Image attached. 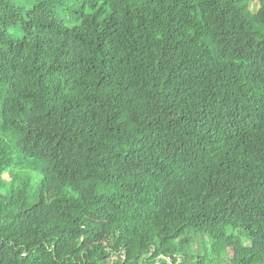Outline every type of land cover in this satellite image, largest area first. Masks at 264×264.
<instances>
[{
    "label": "trees",
    "instance_id": "obj_1",
    "mask_svg": "<svg viewBox=\"0 0 264 264\" xmlns=\"http://www.w3.org/2000/svg\"><path fill=\"white\" fill-rule=\"evenodd\" d=\"M172 255L264 264V0H0V264Z\"/></svg>",
    "mask_w": 264,
    "mask_h": 264
},
{
    "label": "built area",
    "instance_id": "obj_2",
    "mask_svg": "<svg viewBox=\"0 0 264 264\" xmlns=\"http://www.w3.org/2000/svg\"><path fill=\"white\" fill-rule=\"evenodd\" d=\"M180 258L172 255V257H161L159 260L155 262V264H179Z\"/></svg>",
    "mask_w": 264,
    "mask_h": 264
},
{
    "label": "rangeland",
    "instance_id": "obj_3",
    "mask_svg": "<svg viewBox=\"0 0 264 264\" xmlns=\"http://www.w3.org/2000/svg\"><path fill=\"white\" fill-rule=\"evenodd\" d=\"M2 180L7 181L8 180V176L7 175H3L2 176ZM196 249H197V247L194 248V250H196Z\"/></svg>",
    "mask_w": 264,
    "mask_h": 264
}]
</instances>
